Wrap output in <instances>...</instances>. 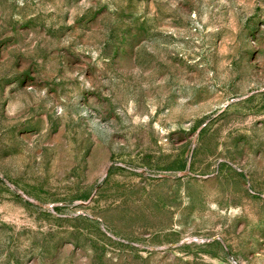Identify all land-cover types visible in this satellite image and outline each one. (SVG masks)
I'll use <instances>...</instances> for the list:
<instances>
[{"label": "rangeland", "instance_id": "374dc122", "mask_svg": "<svg viewBox=\"0 0 264 264\" xmlns=\"http://www.w3.org/2000/svg\"><path fill=\"white\" fill-rule=\"evenodd\" d=\"M0 264H264V0H0Z\"/></svg>", "mask_w": 264, "mask_h": 264}]
</instances>
